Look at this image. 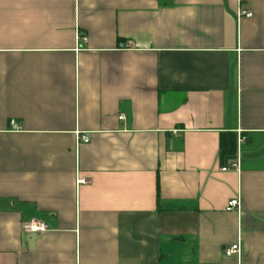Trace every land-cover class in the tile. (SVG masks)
Returning a JSON list of instances; mask_svg holds the SVG:
<instances>
[{"label":"crops","instance_id":"crops-1","mask_svg":"<svg viewBox=\"0 0 264 264\" xmlns=\"http://www.w3.org/2000/svg\"><path fill=\"white\" fill-rule=\"evenodd\" d=\"M0 264H264V0H0Z\"/></svg>","mask_w":264,"mask_h":264},{"label":"built area","instance_id":"built-area-1","mask_svg":"<svg viewBox=\"0 0 264 264\" xmlns=\"http://www.w3.org/2000/svg\"><path fill=\"white\" fill-rule=\"evenodd\" d=\"M239 15H244L246 17H250L251 16V12H248V11H245V10H242L240 9L239 12H238ZM12 125L15 127V124L12 122ZM244 139V137H239V141H242ZM79 140L81 142H88L89 140V136L87 134H84L82 136L79 137ZM232 166L235 165V162H232L231 163ZM229 166H225L222 168V170H226L228 169ZM239 198L236 197V198H231L230 200H228L227 204H226V207H225V210L227 211H231L233 209H238L239 207ZM48 229V226L47 224H45L44 222H41L40 220L38 219H35V218H31L25 222H23L22 224V230L24 232H27V233H30V232H42L44 230ZM240 253V246L239 244H232L228 247H226L224 249V254L226 256H231L233 254H239Z\"/></svg>","mask_w":264,"mask_h":264},{"label":"trees","instance_id":"trees-1","mask_svg":"<svg viewBox=\"0 0 264 264\" xmlns=\"http://www.w3.org/2000/svg\"><path fill=\"white\" fill-rule=\"evenodd\" d=\"M236 148V137L233 133L221 135L220 156L224 162H231L234 159Z\"/></svg>","mask_w":264,"mask_h":264}]
</instances>
